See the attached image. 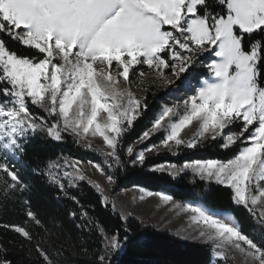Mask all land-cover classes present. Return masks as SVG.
Instances as JSON below:
<instances>
[{"label": "snow or ice", "instance_id": "snow-or-ice-1", "mask_svg": "<svg viewBox=\"0 0 264 264\" xmlns=\"http://www.w3.org/2000/svg\"><path fill=\"white\" fill-rule=\"evenodd\" d=\"M158 82L174 99L129 142ZM41 135L59 144L70 139L101 159L60 153L29 167L24 158ZM211 146L233 154L165 161L149 171L226 189L233 207L247 213V230L234 211L211 206L200 193L177 201L135 186L139 199L157 197L183 215L176 234L207 246L212 264H236L237 256L241 264H264V0H0V207L18 204L25 217L0 227L15 234L9 244L28 260L68 264L65 245L53 238L63 235L56 206L69 200L75 227L99 237L91 253L81 239V251L91 264H113L130 243L131 214L118 213L123 235L110 233L72 189L87 181L100 207L116 213L109 191L127 168L144 167L162 150L179 158ZM37 185L50 195L47 216L33 208ZM0 264H20L4 243Z\"/></svg>", "mask_w": 264, "mask_h": 264}, {"label": "trees", "instance_id": "trees-1", "mask_svg": "<svg viewBox=\"0 0 264 264\" xmlns=\"http://www.w3.org/2000/svg\"><path fill=\"white\" fill-rule=\"evenodd\" d=\"M150 97L149 95L151 110L129 135V142L134 141L137 135L149 126V121L154 112L159 108L160 103H158L157 100H152ZM33 110L38 111L37 109ZM158 139L159 136L155 137L152 142H156ZM60 153L79 157L81 159H85L83 157L95 160L101 159L97 154L91 151L77 148L72 144L70 139L66 143L59 144L47 141L41 135L29 146L28 153L24 158V163L32 167L34 166L33 162L35 160H43L49 156L55 157ZM232 154V152L221 151L218 147L211 146L195 152H185L179 158L173 157L167 152H162L160 155H152L151 157L149 156L144 167H129L123 171L121 173V183L117 190L135 186L144 187L153 191L168 189L178 200L194 199V194L201 193L211 206L234 211L244 225L245 230H247L249 228L247 213L242 209L233 207L226 189L215 184L207 186L199 182L193 184L191 183L190 176L173 180L165 173L149 171L151 165L165 161L182 163L185 157H191L193 159H227L230 158ZM21 172L25 176L29 175L27 169L22 168ZM205 188L208 190L203 191ZM72 194L80 198L81 203L90 209L91 215L94 216L106 230L111 233L117 229H121V235L124 234L122 231V221L118 212L116 211V213H113L110 208L104 209L100 207L99 193L89 185L87 181L80 182L78 188L72 189ZM32 201L33 208L40 211L42 215L47 216L51 213L52 205L50 203V195L43 186L37 185L34 189ZM92 206L95 207V211H91ZM56 207L59 209L57 215L63 223V228L61 229L63 235L58 238L54 237L53 239L58 245H65V258L68 264H91L93 258L91 255H85L81 251L80 242L81 239L86 241L84 247L91 253L98 247L99 237L95 232H80L75 227V223L67 217V209L76 207L71 201L63 200ZM24 218L23 209L18 204L9 203L6 207H0V225L22 223ZM128 226L131 230L129 233L130 243H128L126 248L114 258L113 264H212L210 250L204 244L182 241V239L176 238L169 231L158 230L152 224L136 216H131L129 218ZM69 237H71V239H69ZM16 239L17 237L14 233L0 227V243H4L8 246L14 259H17L20 264H38L35 256H33L31 260H28L25 253L19 251L18 245L9 244V241Z\"/></svg>", "mask_w": 264, "mask_h": 264}, {"label": "rangeland", "instance_id": "rangeland-1", "mask_svg": "<svg viewBox=\"0 0 264 264\" xmlns=\"http://www.w3.org/2000/svg\"><path fill=\"white\" fill-rule=\"evenodd\" d=\"M169 78L175 79L174 77H169ZM158 83L160 85L159 88L153 89V91L156 92V96L153 97L150 95L151 96L150 98L152 100H157L158 103L160 104L163 102H166L168 99H174V97L165 96L166 85L162 82H158ZM180 86H181L180 82H177V84L175 85V87H180ZM134 90L137 92L138 95L144 94V92L141 89H134ZM95 143L98 144L99 141H96ZM162 152H166V151L162 150ZM152 155H157V154L155 153L149 154L150 157ZM83 158H85L83 159L85 161L88 159H91V158H86V157H83ZM85 169H86L87 175L89 176L91 180L98 181L105 188H107V185L104 181L103 176H101L98 172H94L87 165H85ZM150 191H153V190H150ZM160 191H164L172 195V193L168 189H163ZM153 192H156V191H153ZM109 195L115 199L116 204H117L116 211L118 213L121 211L130 213L131 216H136V217H139L145 220L146 222L152 224L158 230L169 231L176 238H179L180 240L182 239V241L203 244L200 241H194L191 239L183 238V234L181 235L176 234L177 231L183 228V226L185 225L186 223L185 218L183 215L179 214L177 210L173 209L171 205L163 203L162 201L159 200V198L153 196V197H145L144 200H140L139 199L140 193L136 190V187L121 189L115 192L109 191ZM174 199L177 201H186V200H178L175 197ZM249 226H250V221H249ZM236 264H241V258L239 256H237Z\"/></svg>", "mask_w": 264, "mask_h": 264}]
</instances>
